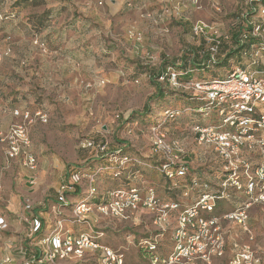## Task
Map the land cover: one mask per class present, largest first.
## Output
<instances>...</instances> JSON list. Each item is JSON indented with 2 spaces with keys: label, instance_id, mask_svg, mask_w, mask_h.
<instances>
[{
  "label": "rangeland",
  "instance_id": "obj_1",
  "mask_svg": "<svg viewBox=\"0 0 264 264\" xmlns=\"http://www.w3.org/2000/svg\"><path fill=\"white\" fill-rule=\"evenodd\" d=\"M237 2L199 0L201 10H195L188 0H160L147 4V9L138 10L131 1L130 11L120 10L113 16V4L109 0H76V4L84 11L81 10L82 12H78L74 17H51L49 24L52 30L40 32L33 29L28 35L19 34V40L11 35L13 25L10 19L3 20L2 15L0 117H3L8 125L0 132V175L3 182L0 208L6 209L11 199L17 197L13 194L14 186L18 185L20 179L23 183V173L28 171L23 165L26 154L36 158V169H39L40 162H44L45 178L36 189L24 192L23 200L16 198L14 211L17 213L23 210L24 201H30L36 206L46 198L55 197L56 201V189L62 181L71 182L72 168L84 167L99 157H107L108 149L122 147L117 141L128 144L129 149L150 158L151 161L160 162V155L152 152L153 127L145 128L140 123H134L136 114L144 113L145 105H149L153 117H159L158 109L154 108L155 101H149L154 95L149 80L151 73L157 72L162 65H168L167 63L180 66L184 61L183 57L192 58L191 49L203 46L202 40L191 35V23L202 20L217 26L224 35L228 34L231 28L237 27L238 22L234 19ZM73 20L76 21L75 26L68 28ZM133 36H140L141 41H136ZM227 69H230V65ZM214 73L222 77L226 69L219 67ZM212 74L207 72L191 82H201V78L208 81ZM192 78L191 74L188 80ZM166 86L171 92L193 96L190 90H176L169 83ZM259 105L256 103V107H260ZM11 106L17 107V114L10 110ZM9 113L12 114V120ZM38 113L46 116V122H41ZM214 113H211L212 119L215 118ZM160 118L162 121V117ZM161 124L165 144L175 151L173 155L177 159L183 158L190 163L192 175L199 179H203V174H214L218 177V169L222 167V163L217 151L213 146L197 144L191 124L179 120L166 122L165 118ZM12 126H20L23 129L29 139V146L22 149L14 160H7L6 150ZM127 160L128 163L121 167L122 170L133 166L132 160ZM119 161H113L114 165L111 164L108 172H111V176L119 173L118 177L125 176L129 186L117 180L118 189L133 186L151 187L161 202H179L180 206L192 205L198 198L199 192L195 190L189 191L187 195L168 191L161 185L159 173L156 172H151L154 180L141 175L140 169L134 174L128 169L125 173L117 172ZM89 172L79 175L81 179L76 184L78 189H88L91 179L101 190L109 186L101 171H96L98 177ZM183 181L185 178L176 180L178 186ZM55 183L57 188L54 187ZM10 185L13 187L12 194L8 191ZM243 192L244 190L231 193L233 202L249 199ZM92 202L98 203L100 199L96 198ZM260 206L258 223L253 222L252 226L247 227L248 232L243 231L244 240L238 244L239 247L249 246L254 251L258 260L255 264H264V255L259 256L257 253L259 248L264 249V205ZM8 211L11 214L9 209ZM64 214L68 219L72 217L71 211H65ZM11 219L18 221L14 215ZM87 219L88 223L82 227L68 224L64 231L89 235L91 230L97 231L96 243L109 249L114 256L115 261L108 264H117V261L124 264V256L130 261L131 252L134 253L131 260L135 261V264H151L155 258L153 254L157 250L159 239L154 251H149L141 245L145 237L152 238L150 241L155 243L153 236L156 227L150 210L140 208L131 219L125 221L110 219L96 210H91ZM169 222L170 226L165 229L163 236L170 239L176 227L173 212ZM101 253L100 250L86 251L80 259L69 256L63 264H100ZM178 264H184V260Z\"/></svg>",
  "mask_w": 264,
  "mask_h": 264
},
{
  "label": "built area",
  "instance_id": "obj_2",
  "mask_svg": "<svg viewBox=\"0 0 264 264\" xmlns=\"http://www.w3.org/2000/svg\"><path fill=\"white\" fill-rule=\"evenodd\" d=\"M190 3L195 10H201L199 0H190ZM255 3H259V0L242 1L239 19L243 22L241 24L237 21L239 24L235 28L237 31L238 27L242 29L238 35V42L246 43L247 48L241 53L238 62H233L221 79L182 84L177 82V75L174 72H170L168 77L173 89L190 90L193 97L204 102L198 112L207 117L215 112L214 120L205 124H193L191 131L198 145L213 146L217 151L224 179L211 188L207 184H202L197 176L192 175L190 163L183 158L177 159L173 155L175 151L165 144L161 124L151 129L154 136L152 152L162 158L158 159L160 161L158 173L169 180L188 179L191 190L199 192L197 200L188 206H180L178 202L163 203L153 188L133 186L109 191L100 198V202L94 204L89 201L95 194L91 189V179L89 197L77 203L71 210L72 217L67 219L71 224L88 223L87 215L91 210H96L100 215L110 219L125 221L131 219L140 208H145L150 210L154 217L155 243L150 241L152 238L145 237L141 245L149 251H154L156 241L170 226L171 213L177 211L176 227L171 234L173 252L162 261V264H178L182 260L184 264H212L213 258L223 256L225 238L217 223L218 220L205 219L200 213H212L218 201L228 199V190L235 189L237 192L244 190L249 199L242 201L235 210L225 214L223 219L236 222L248 232L246 227L248 210L254 205H264V114L256 107V103H259V106L264 104V5H253ZM252 13L255 15L250 17ZM190 33L194 38L202 40L205 49L200 56L202 60L214 63L224 58L226 55L223 51L224 45L227 46V50L234 49V45L230 44L229 33L224 35L217 26L202 20L191 23ZM133 37L136 41H141L140 36ZM34 43L38 44L37 41ZM40 46L42 47V44ZM1 57L0 54V60ZM164 114L167 117L178 115L177 112L171 111H165ZM37 115L41 122H46L45 115L40 113ZM9 140L7 160H14L22 149L29 146V139L20 126L10 128ZM242 150L257 153L258 162L255 166L243 160ZM126 163L127 159L120 160L118 169ZM23 165L30 171L36 169V161L30 154L25 155ZM80 179L79 174L71 175V184H77ZM32 182L30 179V184ZM69 189V186L63 184L59 187L57 190L59 203L65 204L64 193ZM23 209L29 216L23 219L27 230L25 242L21 245H15L4 236L9 225L0 213V264H63L69 256L80 259L83 252L92 250L102 251L100 264L115 261L109 249L96 243L98 237L64 231L63 219L56 220L51 231L38 239L37 235L43 229L41 214H34L29 202L23 204ZM53 212L56 213L57 208L53 209ZM235 248L236 253L229 264L258 262L249 246ZM117 264H122V261H117ZM151 264H159V260L154 258Z\"/></svg>",
  "mask_w": 264,
  "mask_h": 264
},
{
  "label": "trees",
  "instance_id": "obj_3",
  "mask_svg": "<svg viewBox=\"0 0 264 264\" xmlns=\"http://www.w3.org/2000/svg\"><path fill=\"white\" fill-rule=\"evenodd\" d=\"M37 4L38 2L33 1V0L31 2L29 0H18L13 5V8H19V9L24 10L26 8L36 7ZM256 4L264 5V0H259V3H255L253 5H256ZM253 15H255V13H252L250 17ZM51 17H54V16L50 15L48 16V18L46 16H43V17L34 16L33 18H29V20L31 19L35 20L32 23L37 26V28L35 29L39 31L38 28H41V25L43 23L49 22V19ZM239 17L240 15H234V19L242 24L243 21L240 20ZM6 19H11V15L9 14L4 15L3 20H6ZM238 29H239L238 31L237 30L231 31L229 33L230 44L234 45V49L227 50L226 45H224L223 51L226 52V55L224 58L216 60L214 63H211L210 60H202L200 56L202 53L205 52L204 51L205 49H203V46H202L195 50L191 49L190 52L192 53V58L190 59L188 57H183L182 60L184 61L182 62L180 66H175L173 63L171 64L167 63L168 65L166 64L162 65L157 72L156 71L152 72L151 73L152 77H150L149 80L154 89V95L149 101H155L154 108L158 109L159 117L157 116L153 117L154 115L153 116L151 115V110L149 109V105H145L143 108L144 113L136 114L137 119L134 121V123H140V125H142L145 128H151V127H156L158 125H161V122L163 121L164 118L166 122L168 121L174 122V121L179 120V121H184L186 124H191V125L196 124V123L197 124H205L207 122L210 123L211 120H214L212 119L211 114H209L208 115L209 117H207V115L204 116V114L198 112V109L201 108L202 105L204 104V102L200 101L199 98L189 96L184 93L171 92L166 86L167 83H169L168 77H169L170 72H174L177 75V82L183 84V83L191 82L192 80H194V78H199L198 76L202 77L204 74L208 72L209 74L213 73L212 78L209 79L208 81L221 79V77H219L218 75L214 73L216 69L219 67H222L228 70L227 66L228 65L231 66L233 62L235 63L236 61H238L243 50L247 48L246 43L240 44L238 42V35H239V32L242 30L240 27H238ZM187 55L189 54L187 53ZM191 74L193 75V78L188 80L189 75ZM160 78H162L161 80L162 82H159ZM203 79H206V78H201V81H204ZM165 111H171L175 113L177 112L178 115L167 117L164 114ZM160 117H162V121ZM117 142L119 146L121 145L122 147H117V149L115 150L108 149L107 150L108 152L106 153L107 157H99L96 160L88 163L84 167H74L71 169L70 173L72 175L76 173L77 174L79 173V175H82L87 171H90L89 174L96 175V171L98 170L101 171L100 173L104 174L105 181L109 186L105 188V190H101L96 182L95 183L92 182L91 189L95 191V194H93V198L91 197V199H89L90 203H93L92 200L96 198L100 199L106 192L110 190H117L118 186H116V184L118 182L119 183L122 182L123 184H126V186H129L128 184L129 182L126 181L125 176L124 178L118 177L120 176V173L116 176H111V172H108L109 169H111L110 168L112 166L111 164L114 165L113 161L116 159H119V160L131 159L133 162V166H130L123 170L118 169V165H117L116 166V168L118 169L117 172L124 171L125 173V171H127L128 169L134 174V172H136L137 169H140L141 175L145 176L146 178L153 179V180H154V177L151 172L158 173V168L160 165L158 162L151 161L150 158L144 157L140 153H135L134 151L129 149L127 147L128 144L124 142H120V141H117ZM158 175L160 176L159 180L162 181L161 185L166 187L168 191H174V193H180V194L183 193L184 195L188 194L189 191H191V185L189 184L188 179H185V181H183L178 186L176 180H169L163 174H158ZM96 176L98 177V174ZM62 184L69 186L70 189L65 191L64 193L65 198H66L65 204L59 203L57 198H56V201H54V206L57 208V212L55 216L57 217V219L64 220L63 230L65 229L64 227L68 224L73 225L74 227H82L85 223L71 224L67 220L68 217L65 216L64 212L71 211L77 203L82 202L89 197L88 196L89 186H88V189L84 191L82 189H78V186L76 184H71V182L69 181H64V183ZM69 197H72V198L69 199ZM52 227H53V223H49L47 224L46 229L49 230L50 232ZM44 231L45 230L42 229V232L38 233L37 235L38 239L42 237V235L44 234ZM91 235L93 237H96L98 235V232L97 231L94 232L93 230H91ZM153 257H155V255H153Z\"/></svg>",
  "mask_w": 264,
  "mask_h": 264
},
{
  "label": "crops",
  "instance_id": "obj_4",
  "mask_svg": "<svg viewBox=\"0 0 264 264\" xmlns=\"http://www.w3.org/2000/svg\"><path fill=\"white\" fill-rule=\"evenodd\" d=\"M17 1L18 0H0V15H6V14L11 15V18H13V19H10V22L13 25V28H11V35L13 34L12 36L15 37L16 39H18L17 37L20 36L19 34L25 33L26 35H28L31 30H33V29L37 30V29H35V28H37V26L32 23L33 20H29V18H33L34 16H36V17L46 16L48 18V16H50V15L51 16L66 15V16H73L74 17L75 15H77L78 12L84 11V9L79 8V6L76 4V0H33V1L38 2L39 5L37 4L36 7H30V8H26L24 10L19 9V8H13V5ZM29 1L31 2L32 0H29ZM109 1L113 4L111 13L114 16L120 10L130 11L131 10V7H130L131 1L134 2L133 4L135 7L138 8V10H141L142 8L147 9V4L148 5L151 4L150 2L160 1V0H109ZM188 1H190V0H188ZM237 1L238 2H237L236 15H239L241 13V10H242V1L243 0H237ZM51 5H56V7H53ZM31 15H33V16H31ZM72 22L73 23H71V26H68V28L75 26L76 21L73 20ZM236 23H237V21H236ZM38 29L40 32L41 31L42 32H48V31L52 30L50 28L49 22L43 23L41 25V28H38ZM231 31H236V28L235 27L231 28L229 30V33ZM53 32H55V31H53ZM226 48H227V46H226ZM262 106H263V108H261V106H260L258 108V110H259V112L264 114V104ZM10 110H13L14 113L17 114V107L16 106L13 108L11 106ZM11 115L12 114L9 113V117L12 120ZM7 125H8V122L5 121L3 117H0V132L5 130L7 128ZM241 157L243 158L244 161L249 162L252 166H255L258 162V155L255 152H249L246 150H242ZM43 159L46 160L45 157H43ZM43 164H44L43 161L40 162L39 169L37 168L34 171H30V170H28L27 172L25 171V173H23V179H22L24 184L21 183V179L18 180V185L14 186V188H15L14 193L12 192L13 187L10 185V187L8 188V191L11 194L12 193L16 194L17 197L12 198L11 199L12 201L10 200L11 203L8 204V207L6 209L0 208V213L5 217V219L8 222V225H9V229L7 232H5L4 236H6V238L9 239L10 241H13L15 243V245L24 244V241H25L24 228H26V230H27V225L23 221V219L27 218L29 216V213L25 212L24 209L21 210L20 213H17L16 211H14V207L16 206V203H15L16 198H18L19 200H23L22 194L24 192H28V191L30 192V191L36 189V187H38V184H41L42 179L45 178V170L43 169ZM207 168L210 170V166H208ZM221 168L222 167H219V169H218V171H219V173H217L218 177L215 176L214 174L211 176L210 175L206 176L205 174H203L202 175L203 179H200L201 183L207 184L210 188H211V186L214 187L213 186L214 184H216V183L218 184L221 180L224 179L223 174L221 173ZM191 172L193 173L192 170H191ZM55 175L57 176V171H56ZM59 177H60V179L62 178L61 175ZM1 179H2V177L0 175V187H1L0 194L2 192V185H3L2 184L3 182L1 181ZM30 179L33 180L32 184H30ZM61 181H62V179L60 180V182ZM62 183H64V181H62L59 184V187L62 185ZM243 183L245 184V181ZM23 186L27 190L22 189V188H24ZM54 187L55 188L58 187L57 183H55ZM30 189H32V190H30ZM58 189H56V195H57ZM233 192H237V191L235 189L228 190V199L218 201L215 208L213 209L212 213H205V212L200 213V216L205 218V219L216 218L218 220L217 223H218L220 229L222 230V232L224 234V238H225L224 254L220 258H214L212 261V264H226L228 261L231 260V258L234 257V255L236 253L235 247L238 246L239 243H241V240H244V237H243V231L244 230H243L242 226L237 224L234 221L223 219V216L225 214L235 210L241 203V201H238V200L233 202V200L231 198L232 197L231 193H233ZM54 201H55V197L54 198L50 197L49 199L46 198L44 200V202L38 203L37 206L35 204L34 205L31 204L29 201V203L31 204V208L33 210V213L37 214V215L41 214L42 223H43V230H45L44 234L49 233V230L46 229L47 224H49V223L54 224V222L56 220H58L57 217L55 216L56 213L53 212V209L56 208L54 206ZM24 203H25V201L23 202V204ZM183 206H187V204H185ZM259 208H261L260 205H254L248 210V212H247L248 213V219L246 221V227L252 226L253 222H255V221L258 223L257 215H258ZM8 209L10 210L11 214H9ZM25 214H27V215H25ZM13 215L18 220L17 222L15 220L11 219ZM173 215H174V218L176 221L177 213L173 212ZM22 223L24 224L23 226L20 225ZM159 241L160 242L157 246V250L154 252L153 255H155V258H157L159 260V264H162V261L166 260L169 257V255L173 252L174 243L172 242L171 237L169 239V237H167V236L161 237V239H159ZM255 248L257 249V246ZM132 253L133 252H131V257L134 256V253L133 254ZM257 253L259 256L264 255V249L259 248ZM131 257H130V261H127L126 257L124 256V264H135L134 263L135 261L131 260Z\"/></svg>",
  "mask_w": 264,
  "mask_h": 264
}]
</instances>
